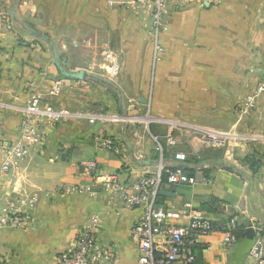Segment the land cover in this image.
I'll return each instance as SVG.
<instances>
[{
	"label": "crops",
	"instance_id": "crops-1",
	"mask_svg": "<svg viewBox=\"0 0 264 264\" xmlns=\"http://www.w3.org/2000/svg\"><path fill=\"white\" fill-rule=\"evenodd\" d=\"M116 1L0 0V104L24 96L22 85L33 91L45 89L60 77L59 70H50L45 45L19 42L25 31L49 34L61 49L59 54L66 51L64 61L80 51L82 61L74 64L93 65L97 47L120 49L123 73L128 69L125 74L132 75L129 67L139 66L137 76L127 79L136 82L143 106L150 103L145 93L140 94L146 88L147 65L151 61L154 67L149 107L154 119L138 124H90L69 116L46 131L45 148H36L11 173L8 182L17 193L44 194L57 188L61 192L41 196L29 228L0 229V264H56V257L73 245L78 230L93 215L100 218V242L114 253L112 264H137L138 245L131 229L139 209L111 205L100 185L93 187L94 195L66 193L63 188L92 183L85 167L88 162L97 164V175L117 173L126 182L157 171L155 137L165 145L169 161L181 152L187 157L185 165L196 170L198 163L192 156L200 154L206 165L196 170L194 184H166L160 203L199 212L216 224L234 220L246 234L255 228L264 233V166L256 169L246 162L249 150L264 156V100L242 126L253 132L247 144L230 140L214 148L192 131L238 126L237 105L246 87L264 72V0H219L170 10L168 28L161 35L166 53L158 62L152 58L144 16L120 8ZM150 46L152 52L144 56L142 51ZM60 78L62 88L74 84L72 78ZM11 110L0 107V144L20 135L21 118ZM167 135L174 137V145H166ZM98 136L112 137L119 150L100 147ZM224 235L217 227L202 237L196 264L247 260L253 239L241 237L228 249L221 243Z\"/></svg>",
	"mask_w": 264,
	"mask_h": 264
},
{
	"label": "built area",
	"instance_id": "built-area-1",
	"mask_svg": "<svg viewBox=\"0 0 264 264\" xmlns=\"http://www.w3.org/2000/svg\"><path fill=\"white\" fill-rule=\"evenodd\" d=\"M217 1L219 0H117L116 3L123 8L133 10H140L145 6L150 7L149 31L154 46L153 61L158 62L166 51L161 43V35L168 28L167 15L170 10L174 6L183 4L205 5L206 2L216 4ZM107 59L110 62L112 75L118 74L121 68L119 56L109 51ZM57 83L62 86L63 80ZM262 100H264V72L256 83L246 87L237 105L236 124L244 123ZM28 103V107L22 112V139L4 145L2 156H0V229L25 230L29 228L34 219L33 210L41 196L61 192V188H57L48 190L44 194L40 191L17 193L10 188L8 179L11 173L20 168L31 148L44 139L42 130L44 124L48 121L55 122L60 117L62 120L68 114L64 110L53 111L51 105L42 107L41 94L33 95ZM0 107L3 105L0 104ZM192 131L199 133L203 142L214 148L224 146L230 140L229 138L233 137L232 134L214 129L194 128ZM154 140L158 154L157 171L126 182L117 173L97 175V164L88 162L85 167L90 172L92 183L66 186L63 188L64 192L94 195L96 192L93 187L100 185L111 205L126 209H139L140 215L131 229L138 245L137 264H196V248L200 245L202 237L207 236L217 227L225 231L222 245L228 249L235 247L239 242V237L237 235L238 224L234 220L216 224L199 212L187 213L160 203V192L166 184L171 186L194 184L196 178L195 175H189L185 171L187 157L183 153L177 152L169 161L165 156V145L157 137ZM96 141L104 149L116 152L119 150L112 137L98 136ZM166 142L167 146L176 143L172 135H167ZM192 159L198 163L196 170H202L206 166L200 154H195ZM164 172L166 181L163 177ZM182 218L186 219V223L179 222ZM99 225V216H91L78 230L73 245L56 257V264H112L115 256L112 250L100 242ZM254 233L255 237L249 248L247 260L243 264H264V233L258 228H255ZM158 239L162 242L159 243Z\"/></svg>",
	"mask_w": 264,
	"mask_h": 264
},
{
	"label": "rangeland",
	"instance_id": "rangeland-1",
	"mask_svg": "<svg viewBox=\"0 0 264 264\" xmlns=\"http://www.w3.org/2000/svg\"><path fill=\"white\" fill-rule=\"evenodd\" d=\"M199 6H204V4H197ZM119 6V5H118ZM191 6H195V4H183L174 6L172 8L173 11H182L185 9L190 8ZM120 8H123L120 6ZM125 10L130 11L132 14L139 16L140 14L144 16V22L146 23L144 25V28L146 29V33L148 36V41L151 40V44L153 47V56L154 57V46H153V39L152 35L149 31L150 26V7H142L138 12L137 15L136 12L132 8H126ZM143 20V19H142ZM61 35V34H59ZM19 42H26V40H34L35 42L39 43L40 45H45L46 49H44L46 55L48 56V59L50 61V70H59L56 66V61H59L61 64L65 62V64H62L63 68L68 71L69 69H72L74 67H81L86 72V77L84 79H77L73 78L74 81L73 85L64 86L62 88L61 84H58L57 82H61L62 75L61 73H58L60 76L59 79L52 80L51 83L49 82L45 89L40 90H32L29 89L27 86L22 85V91L24 90V96H18L15 101H7L2 102L1 105H3L2 109H10L12 108V112L16 115H18L21 118V125H22V112L24 108L28 107L29 103L28 100L36 94H41L43 97V104L42 107H46L48 105H51L53 111L55 112H61V110L67 111V117L69 116H76L79 120L85 121L90 124H95L98 122L104 123L112 121L113 123H128V124H138L143 122L151 121L153 118V115L151 110L149 109L151 105L152 100V91H151V79L154 73V67L150 61V64L147 65V79H146V88L140 92V94L145 93L147 98L150 100V103H148L146 106H143L140 104L138 98V91L136 89L137 85L136 82L132 79H127V76H137L138 68L139 66H131L129 67L131 74L126 75L125 72H128V69L122 72V66L120 68V71L116 75H112V70L110 67V62L107 59V52L112 51L113 53L117 54L119 56L121 50L117 49H109L106 47H97L96 48V54H95V63L93 65L89 64H74L75 62L82 61V55L80 54V51L74 53L72 55L71 60L64 61V58L62 59L64 55V51L61 55V52L59 54V51L56 48V41H53L50 38L49 34H35V33H27L26 31L22 33V35H19ZM49 37V38H48ZM149 45V43L147 44ZM149 47V46H148ZM144 56L150 55L149 52H152L151 46L150 49L147 47L142 51ZM166 51L162 54V57L165 55ZM120 59V56H119ZM74 62V63H73ZM81 70V69H79ZM58 72V71H57ZM143 73V71H142ZM54 81V82H53ZM17 93V92H16ZM151 108V107H150ZM61 117L55 121L51 122L48 121V123H45L43 126V134L44 139L35 144L31 150L29 151L28 155H30L36 148L42 149L45 148V136L46 131L53 127L54 125L61 124V121L65 120ZM247 120H245L244 123L238 125V126H232L229 129H214L215 131L225 132L232 134L233 137H230L229 139L233 141H245V144L249 142L250 136H252L253 132L249 129V126H242L246 124ZM22 128V127H21ZM22 131V130H21ZM18 136L15 140H3V142L0 144V156H2V148L6 144H11L14 141H17L19 139H22V135ZM105 137V136H104ZM229 140V141H230ZM228 141V142H229ZM243 141V142H244ZM252 143V142H251ZM253 146V143H252ZM251 146V147H252ZM251 156H246V162L251 165L252 167L260 168L264 166V156H258L256 154L255 149L249 150L248 152ZM27 155V156H28Z\"/></svg>",
	"mask_w": 264,
	"mask_h": 264
},
{
	"label": "water",
	"instance_id": "water-1",
	"mask_svg": "<svg viewBox=\"0 0 264 264\" xmlns=\"http://www.w3.org/2000/svg\"><path fill=\"white\" fill-rule=\"evenodd\" d=\"M56 66L58 67L59 72L61 73V75L65 76V77H73V78H77V79H84L86 77V75H87L86 71L84 69L74 70V71H69V70L66 71L59 61H56ZM141 101L146 103L145 98H143ZM160 193L163 194L164 192L161 191ZM247 235H248V239L249 240H252L255 237V233H254L253 230H248Z\"/></svg>",
	"mask_w": 264,
	"mask_h": 264
},
{
	"label": "trees",
	"instance_id": "trees-1",
	"mask_svg": "<svg viewBox=\"0 0 264 264\" xmlns=\"http://www.w3.org/2000/svg\"><path fill=\"white\" fill-rule=\"evenodd\" d=\"M63 77H65V76H63ZM66 78H72V77H66ZM167 154H168V153H167V149H166V147H165V156H166V158H167V160H168V157H169V156H167ZM203 160H204V159H203ZM194 161H195V160H194ZM195 162H196V161H195ZM166 169H168V168H166ZM185 171H186L189 175H194V174L196 173V170H195V169L190 168V167H188V166L185 167ZM163 177H164V181H166V180H165V179H166V174H165V172H164ZM237 235H238L239 239H241V237H247V238H248V235L245 233V231L241 230L239 226H238V230H237Z\"/></svg>",
	"mask_w": 264,
	"mask_h": 264
}]
</instances>
